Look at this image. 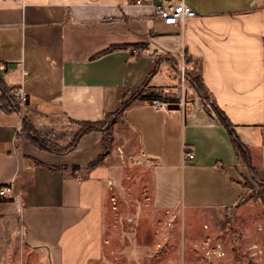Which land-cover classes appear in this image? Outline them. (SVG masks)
<instances>
[{
	"label": "crops",
	"instance_id": "crops-1",
	"mask_svg": "<svg viewBox=\"0 0 264 264\" xmlns=\"http://www.w3.org/2000/svg\"><path fill=\"white\" fill-rule=\"evenodd\" d=\"M186 1L197 15L169 26L133 0H0V79L29 93L24 117L54 142L63 139L56 122L102 120L146 82L143 95L158 96L130 104L91 169L105 150L101 131L53 152L18 137L21 110L0 102V187L12 184L19 199L0 197V218L15 230L19 223L22 245L45 250L49 264L106 261L107 196L120 157L147 155L157 208H228L247 193L253 179L227 128L190 83L186 94L181 66L193 63L185 54L264 181V0ZM112 46L123 47L104 53ZM73 166L82 169H62Z\"/></svg>",
	"mask_w": 264,
	"mask_h": 264
},
{
	"label": "rangeland",
	"instance_id": "rangeland-1",
	"mask_svg": "<svg viewBox=\"0 0 264 264\" xmlns=\"http://www.w3.org/2000/svg\"><path fill=\"white\" fill-rule=\"evenodd\" d=\"M189 62L191 69L181 66L186 94L193 93L188 74L200 70L198 62ZM138 91L141 95L149 91L147 84ZM58 123L48 129L56 131L63 138L60 145H65L79 125L69 120ZM116 173L118 181L107 196L106 261L101 264H264V203L256 196L261 187L254 180L252 184L248 180L247 192L255 197L231 207L179 206L169 211L152 203L150 163L136 165L128 156L120 157ZM0 264L49 261L45 250L22 245L19 223L15 230L12 222L0 218Z\"/></svg>",
	"mask_w": 264,
	"mask_h": 264
},
{
	"label": "trees",
	"instance_id": "trees-1",
	"mask_svg": "<svg viewBox=\"0 0 264 264\" xmlns=\"http://www.w3.org/2000/svg\"><path fill=\"white\" fill-rule=\"evenodd\" d=\"M123 46H112L109 49L105 50V52L113 51L117 48H121ZM186 61H192L193 58L189 56L188 54H185ZM188 79L192 87L195 89L196 93L199 97H201L202 102L206 110H208L211 113H216V116L218 117L219 121L227 128L228 133L230 135L232 144L234 146V149L240 158V160L248 166L252 179L258 184V188H260V192L258 191V196L264 203V181L259 177V174L256 171L255 166L252 164V157L249 147L244 144L241 139L239 138L238 134L236 133L233 124L225 114V112L218 106V104L215 102L211 92L207 88V86L204 84L201 72L199 71L195 75H192L191 73L188 74ZM144 83V85H146ZM142 87V86H141ZM13 88L7 86L4 84V82L0 79V102L1 106L5 111H20L21 105L17 99V97L13 94ZM148 98L153 99L155 97H158L156 94H149V95H141V92H135L132 97H130L127 100H124L121 104V106L113 113L106 114L102 120L99 121H75L72 120L73 123H76L79 125V129L76 132V134L73 136L71 141L65 145H60L59 143H56L52 141L49 137L43 135L36 126L29 120L27 117H24L21 121L20 128L17 132L18 137H23L31 141L34 145L43 148L48 149L53 152H66L70 149H73L78 144L80 138L91 131H101L104 135V152L98 156L95 160H93L91 163L88 164V166L85 169H91L96 167L97 165H100L103 163L104 156L109 152V148L113 142V133H114V125L119 120L120 116L123 114V112L130 106V104L135 101L137 98ZM211 99V103L208 102V100ZM166 101V100H165ZM212 108V109H210ZM62 169H70L72 174L77 173L82 168L80 166H73L71 168L63 167ZM251 183V182H249ZM252 184V183H251ZM245 185L249 187L247 184V181L245 182ZM252 187V186H251ZM252 197H255L254 194L246 193L243 196L240 197V202L248 200Z\"/></svg>",
	"mask_w": 264,
	"mask_h": 264
},
{
	"label": "built area",
	"instance_id": "built-area-1",
	"mask_svg": "<svg viewBox=\"0 0 264 264\" xmlns=\"http://www.w3.org/2000/svg\"><path fill=\"white\" fill-rule=\"evenodd\" d=\"M131 5L150 7L154 10L156 16L165 24V25H179L183 26L185 21L188 18L195 17L197 12L192 8L186 0H133ZM182 78H184V72L182 69ZM13 94L17 97L20 105V121L24 118L25 111L30 105V95L22 87L15 88ZM153 103L156 107H165L170 104L168 101L154 99ZM187 157L192 159L194 154L187 153ZM129 159L136 164L142 165L147 162V155L140 154L134 156L131 154ZM0 197L1 198H14L19 201L18 196L13 188L12 184L4 185L0 187Z\"/></svg>",
	"mask_w": 264,
	"mask_h": 264
}]
</instances>
